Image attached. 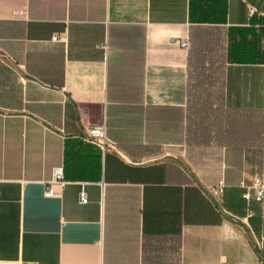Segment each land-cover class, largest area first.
Instances as JSON below:
<instances>
[{
    "label": "crops",
    "instance_id": "crops-1",
    "mask_svg": "<svg viewBox=\"0 0 264 264\" xmlns=\"http://www.w3.org/2000/svg\"><path fill=\"white\" fill-rule=\"evenodd\" d=\"M195 28L230 39L212 109L237 113L200 130ZM81 115L112 147L82 139ZM255 172L264 0H0V264H264V201L247 217L241 197Z\"/></svg>",
    "mask_w": 264,
    "mask_h": 264
},
{
    "label": "trees",
    "instance_id": "trees-1",
    "mask_svg": "<svg viewBox=\"0 0 264 264\" xmlns=\"http://www.w3.org/2000/svg\"><path fill=\"white\" fill-rule=\"evenodd\" d=\"M188 40V94L193 102L194 129L200 130L205 118H207L205 126L208 125L207 121H212L209 118L211 115L228 121L230 116L237 114L220 107H215L214 112L212 109L215 100L220 102L231 42L227 37L218 44L216 33L199 28L190 32ZM225 42H227L226 46ZM212 87L217 89L216 95Z\"/></svg>",
    "mask_w": 264,
    "mask_h": 264
},
{
    "label": "built area",
    "instance_id": "built-area-1",
    "mask_svg": "<svg viewBox=\"0 0 264 264\" xmlns=\"http://www.w3.org/2000/svg\"><path fill=\"white\" fill-rule=\"evenodd\" d=\"M253 10L250 9V12ZM61 36L54 34L51 39L53 41L60 40ZM182 46H187L188 42L183 41L181 42ZM81 121V137L82 139L94 143L97 145L103 152L108 150L112 147L113 143L108 139L106 135V121L103 118L97 124H90L89 122L85 121L83 115L80 117ZM54 179L53 181H61L63 180V167H55L53 171ZM85 182H80V189H79V201L81 203H86L88 201L87 192L85 190ZM224 183L220 180L216 185L211 186V195L216 200V197L223 191ZM243 190L241 193V197L245 202L246 205V212L245 215L250 217L253 215L254 211L251 208L252 203H261L264 201V180L262 178L261 173L255 172L253 173L251 179L243 185ZM46 195L52 194V189L50 186L46 188L45 191Z\"/></svg>",
    "mask_w": 264,
    "mask_h": 264
}]
</instances>
